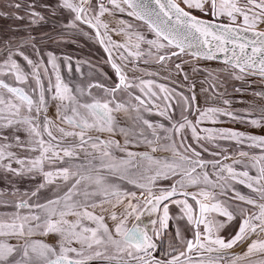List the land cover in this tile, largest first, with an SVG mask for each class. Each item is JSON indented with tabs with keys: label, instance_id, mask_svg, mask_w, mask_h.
<instances>
[{
	"label": "snow or ice",
	"instance_id": "snow-or-ice-1",
	"mask_svg": "<svg viewBox=\"0 0 264 264\" xmlns=\"http://www.w3.org/2000/svg\"><path fill=\"white\" fill-rule=\"evenodd\" d=\"M22 7L24 15L0 11V17L27 19L29 28L50 23L53 31L63 30L60 36L71 30L83 32V26L95 30L116 80L112 86H70L51 52L46 63L26 54L28 47L40 54L30 30L0 46V170L42 178L34 191L25 194L28 199L12 205L3 202L13 211L0 213V264H264V137L201 127L218 123L220 116L233 121L243 117L227 108L200 107L195 93L180 96L176 118L171 103L174 90L154 80L129 77L126 71H141L140 61L163 65L181 54L213 60L222 52L225 72L232 78L264 79V29L260 28L264 0L9 4L10 9ZM106 14L116 21L115 27L103 19ZM118 14L142 22L154 38ZM58 16L60 20L55 19ZM113 33L123 36V42L113 40ZM49 65L55 84L49 78L45 87ZM175 67L181 70L180 64ZM68 68L71 71L70 63ZM209 76L214 81L211 95L230 105L232 101L223 99L224 93L216 88L224 81L211 72ZM93 87L102 89L103 95L94 96ZM254 95L264 98V93ZM50 107L55 118L48 115ZM145 113L168 123L153 121ZM193 113L195 119H189ZM262 122L264 115L248 120L256 127ZM189 134L196 146L188 142ZM220 140L248 141L261 153L239 151L236 155L248 157V163L239 159L225 163L232 157L217 143ZM203 153L214 158L206 159ZM238 185L249 192L243 193ZM42 190L50 194L40 202ZM33 197L37 199L32 201ZM145 215L149 220L142 224ZM237 246H246V251L230 252Z\"/></svg>",
	"mask_w": 264,
	"mask_h": 264
},
{
	"label": "rangeland",
	"instance_id": "rangeland-1",
	"mask_svg": "<svg viewBox=\"0 0 264 264\" xmlns=\"http://www.w3.org/2000/svg\"><path fill=\"white\" fill-rule=\"evenodd\" d=\"M2 2L4 1L0 0V7H3V6L5 7L6 5V9L0 8V11L2 12L15 11L19 15H24L25 10L23 7L19 10L14 9V8L10 9L9 4L30 3L31 0H12L10 1V3L7 2V4L5 5H3ZM46 2L54 5L56 3V0H46ZM3 18H5L7 22H12L13 20H15L20 25H26V26L25 28L23 27L20 28L18 26L17 29H19V31L16 29V31H14L13 33V30H12V33L10 32L8 36H4L5 33H3V31H0L1 32L0 33L1 34L0 35V46H3V42L10 39L9 37L11 36L10 34H18L16 36L17 38L15 37V35H13L12 38L19 40V38L26 36L28 31L30 30L31 34L35 36L36 39L39 40V42H37V47L40 49V54L37 55L35 53L34 54L31 53L33 51L32 49H30L31 47H28L25 49L26 54L30 55L31 58L33 59H43L44 55L46 56V59H48L47 53L51 52L53 55H55L58 58L57 62L60 65V75L65 83H68L70 86L74 84H79L86 89L85 84H88V85L90 84L89 82L87 83L88 79H90V82L92 80L94 84L98 80V78L101 76V75L99 76V73L101 71L97 66H103L106 62H105V59L102 58L103 55L101 54L99 55L98 53L96 54L95 49L98 47L95 44L94 37H92L93 36L92 31L87 26H83L84 28L83 32H80L77 30H71L68 34L60 36L58 35V33L63 30L60 28H57L55 31H53L52 25L50 23L42 24L41 25L42 27L38 26V27L29 28V25H27V23L29 24V21L27 19L16 20L10 16L3 17ZM55 19L60 20L61 17L58 16ZM67 19L68 17L64 16L63 22L66 23ZM103 19L106 22H109L111 27H115L114 19H112V17L106 14ZM136 25L139 26L140 24H136ZM260 28L264 29V25H260ZM84 32H87L88 35H85ZM114 37L117 38L119 42H123V36L116 35L113 33L112 34L113 40H115ZM62 44L63 46H61ZM64 44H66L67 46H64ZM58 53H60L61 55H58ZM64 53L65 55H63ZM80 55H81V58L79 57ZM65 57L70 58V60L65 62V59H64ZM113 58H116L115 53H114ZM17 59H19V57H17ZM182 59H184V56H180L179 58L172 57L171 60L166 61L165 64L167 65L171 64L175 67V65L178 64V61H181ZM117 61L120 62L119 60ZM21 62L23 63V61ZM78 62H79V71H77ZM69 63L71 64V71H69V68H68ZM137 66L139 67L141 71L133 72L130 70H126L128 72L129 77H133V76L141 77L140 73H143V72L145 73V71L156 72L160 75V77H162V80H160L161 83H165V85H170L169 83H171L173 88L180 89L182 90L181 92H183L184 90H187L188 97L192 96L193 93H195L196 95L195 103L200 107L216 106V107L227 108L228 110L234 112L237 115H240V114L247 115V113L250 112V109L252 107H255L260 112V115L258 114L259 117L261 115H264V112L261 111V109H264V98L254 95V93H264V80L263 79H256V78L245 76L243 79L237 80V79L232 78L228 73L225 72L226 67H223L220 65H211L209 63L199 64V62H194V63L187 62L186 65L181 64L182 76H183L182 80L184 83H187V84H184L183 82L178 80V77L174 73H171L170 71H168L169 68L165 69L164 66H160L157 64L146 65V66L137 65ZM128 67L129 69H131L132 65L129 64ZM48 68H49V76L44 77L45 87H47L48 85L49 78L51 79L52 84L53 85L55 84V73L52 72L50 65L48 66ZM194 68L196 69V71H193ZM86 72L88 73L87 76L85 75ZM110 72L113 75V72L111 70ZM209 72L217 75L221 81H224L223 87H221L220 84L217 83L216 88L219 90V92L224 93L223 99H228L232 101L230 105H224L222 102V99L215 98L211 95L212 90L210 88V84L214 83V81H213L212 76H209ZM228 72H231V70L228 69ZM185 75H187V79H185ZM146 76L147 75L144 74L142 78H145ZM164 78L166 79V81ZM145 79H148V78H145ZM167 79L169 83L167 82ZM108 80H109L107 81L108 84H103V85L112 86L114 80H111V79H108ZM31 83L32 82L30 81V84ZM181 84H184L186 88L181 87ZM92 89H94V87ZM204 89H208V91H204ZM225 89H226V92H225ZM237 89H239V91H236ZM99 91L100 90L98 91L91 90L94 96L98 94L103 95V93H99ZM174 93L175 95L172 98H173V101L177 103V100L180 99L179 98L180 95L176 93L175 91ZM178 111H180L179 107L176 106V104H174V114ZM153 112H155L154 109H153ZM252 114L255 115L253 112ZM48 115L50 117L55 118L54 117V107L49 108ZM149 115L151 118L156 117V115L154 114H149ZM224 117H227V116H224ZM241 117H243V121L238 120L236 122L245 123V124L243 127L237 125L238 127L237 131L238 130L245 131V125H246L247 118L246 116H241ZM191 119H195V116L191 117ZM227 119L232 121V119L230 118H227ZM234 123L235 122H233L232 124L234 125ZM211 125L214 126V124L210 122H206L205 124L201 125V127L212 128L213 126ZM61 126L67 127L66 125H61ZM220 128L232 130L234 127L230 128L227 125H225ZM53 133L55 135H59L58 133L55 132L54 128H53ZM258 134L264 135V131H261ZM219 142L222 148H226L227 150L228 149L236 150L234 149L236 147H234L233 144L228 143L227 140H221ZM247 142L248 141H244L241 144L242 145L248 144L249 142L248 143ZM225 144L230 145V146H226ZM240 147L243 149L245 148L244 146H240ZM212 150L218 151L219 149H212ZM206 155L211 156L209 155V153H206ZM41 180L42 178L38 175L35 177L30 176V175L14 176L11 173H7L3 170H0V193H3V195H0V213L13 211V208L11 206L4 207L3 202L7 201L9 205H12L14 202L20 199H28V196L25 194H30L32 191H34L37 185L41 182ZM13 193H15V195H12ZM49 194H50V190L48 192H45L44 190H42L41 193L38 194L41 197L40 202H43V197ZM31 199L32 201H35L37 198L33 197ZM244 251H246V249L240 251L239 253H243Z\"/></svg>",
	"mask_w": 264,
	"mask_h": 264
},
{
	"label": "flooded vegetation",
	"instance_id": "flooded-vegetation-1",
	"mask_svg": "<svg viewBox=\"0 0 264 264\" xmlns=\"http://www.w3.org/2000/svg\"><path fill=\"white\" fill-rule=\"evenodd\" d=\"M118 17L119 18H121V19H127V20H130V21H132L131 19H130V17H128L126 14H118ZM128 17V18H127ZM113 19V18H112ZM135 25L136 24H138V23H136L135 21H132ZM114 23H115V25H116V21L114 20ZM139 28H140V30H142V32L149 38V39H151L152 37H150V34L149 33H147V32H145V30L143 29V27H141L140 25L138 26ZM93 33H94V30L93 29H90ZM101 32H103V30L101 29ZM116 37V36H115ZM114 37V38H115ZM117 41H118V39L117 38H115ZM119 42V41H118ZM61 46H63V44L61 45ZM64 46H67L66 44H64ZM97 46V45H96ZM143 47H146V46H143ZM95 52H96V54L98 53L99 55L101 54V55H103V53L101 52V50L99 49V48H96L95 49ZM58 55H61L60 53H58ZM63 55H65V53L63 54ZM86 56V55H85ZM96 56V55H95ZM80 58H81V55L79 56ZM97 57V56H96ZM102 57V56H101ZM102 58H104L105 59V62L107 63V60H106V58H105V56L103 55V57ZM43 59H44V61L45 62H47V59H46V56L44 55L43 56ZM90 59H92V58H90ZM92 60H94V59H92ZM118 62V61H117ZM106 63L103 65V66H97L99 69H100V73H99V78H98V80L96 81V82H98V83H100V84H108V82L107 81H109L108 79H111V80H116V77H115V74H114V71H113V69L111 68V66H110V64H108L107 63V65H106ZM119 63V62H118ZM178 63H180V62H178ZM154 65V64H157L158 65V63H155V62H150V63H148V64H144L142 61H140V62H138V65L139 66H146V65ZM165 65H167V64H163V65H160V66H164V68L165 69H168L169 68V70L168 71H170L171 73H174L177 77H178V80L179 81H181V82H183V76H182V69L181 70H177L176 69V67H174L173 65H171V64H168L167 66H165ZM113 72V75H112V73L110 72V70ZM104 70V71H103ZM180 72H181V74H180ZM128 73V72H127ZM153 73H156V72H153ZM141 74V77L142 76H144V72L143 73H140ZM115 78V79H114ZM145 78H148V79H145ZM145 78H143V79H145V80H154L155 82H156V84H163V85H165V83H161L160 82V80H162V77H160V75L157 73V75H153V76H146ZM165 79V78H164ZM165 81H166V79H165ZM167 82H168V79H167ZM178 82V81H177ZM169 83V82H168ZM184 83V82H183ZM170 85H165L168 89H170V90H174L176 93H178L180 96L181 95H183V96H187V94H188V91L187 90H184L183 92H181L182 90H180V89H177V88H173V86H172V84L171 83H169ZM184 84H187V83H184ZM184 84H181V87H184V88H186V86L184 85ZM154 91H157L158 93H159V90L158 89H156L155 87H154V89H153ZM138 91V90H137ZM100 92L101 93H103L102 92V89H100ZM159 95H163V93H159ZM102 96V95H101ZM188 97V96H187ZM180 98V97H179ZM145 99H147V97H145ZM178 101V100H177ZM156 103H159L160 105L162 104V106H163V103L164 102H162V101H156ZM171 103L174 105V104H177L175 101H173V98H171ZM161 106V107H162ZM155 110V109H154ZM156 111V110H155ZM258 111V109L257 108H255V107H252L251 109H250V112H253V113H256ZM252 118H256V117H253L254 115H250ZM190 118H191V115H190ZM219 127H220V122H219V124H217ZM233 130H235V131H237L236 130V128H234ZM239 132H242V133H244L245 135H255V136H261V137H264V135H259L258 133H260L261 131H264V122H262V124H261V126L260 127H256V126H253V125H251L250 123H248V120L246 121V125H245V131H241V130H238ZM231 142V144H233L234 145V147H240V146H244L246 149H248V151L249 152H251V150L252 149H256V147H249L248 145H249V143L248 144H245V145H242V144H237L235 141H230ZM217 143L220 145V142L219 141H217ZM233 145H231V146H233Z\"/></svg>",
	"mask_w": 264,
	"mask_h": 264
},
{
	"label": "water",
	"instance_id": "water-1",
	"mask_svg": "<svg viewBox=\"0 0 264 264\" xmlns=\"http://www.w3.org/2000/svg\"><path fill=\"white\" fill-rule=\"evenodd\" d=\"M131 20H132V18H130ZM136 23H138V24H140V26L141 27H143V29L145 30V32H147V33H149L150 34V37H152V38H154L153 37V34L152 33H150V32H148V30H147V28H146V26H144L143 24H142V22H139V21H135ZM93 33V32H92ZM248 35H251L250 33L248 34ZM92 37H94V41H95V44L97 45V47L101 50V52L103 53V55L105 56V58H106V60H108V53H106L105 52V50H104V46H102L99 42H98V40H97V38L95 37V30H94V33H93V36ZM116 40V39H115ZM117 41V40H116ZM228 47L229 48H231V45H228ZM228 55L230 56L231 55V53L229 52L228 53ZM181 56H184V59H182L181 61H178V62H180V63H178V64H184V65H186L187 64V62H190V63H194V62H199V64H206V63H209V64H211V65H220V66H223V67H227L225 64H224V58H225V54L224 53H217L216 54V59H213V60H206V59H202V58H199V59H197V58H193L190 54H181ZM176 58V57H175ZM152 63V62H151ZM109 64V63H108ZM151 65V64H150ZM158 65H162V64H160V63H158ZM229 70H231V69H229ZM114 71V70H113ZM87 72L85 73V75L87 76ZM115 74V73H114ZM246 76H248V77H251V78H256V79H262L261 77H259V76H252V75H246ZM81 79V78H80ZM264 80V79H263ZM78 82V81H77ZM90 83V84H93V81L91 80V82H90V79H88V81H87V83ZM96 83H98V82H95L94 84H96ZM75 85V84H74ZM85 87H86V89H87V87H88V84H85ZM91 90H96V91H98V90H100V89H98V88H95L94 87V89H91ZM99 93H101L100 91H99ZM97 97H100L101 96V94H98V95H96ZM187 96H188V94H187ZM161 106H162V104H161ZM163 107V106H162ZM179 112V111H178ZM178 112H176L174 115L177 117L179 114H178ZM248 113H250V112H248ZM255 115L253 116V117H256V118H259V116H258V114L260 115V112L259 111H257L256 113H254ZM121 115H123V114H121ZM145 115H146V117L147 118H149L150 117V115L148 114V113H145ZM237 115V114H236ZM241 116H246V121L247 120H250V119H256V118H252L251 116H249V115H246V114H240ZM240 115H237V116H240ZM251 115H253L252 114V112H251ZM240 116V117H241ZM121 117H123V116H121ZM221 117V118H220ZM219 117V122H220V127H222V126H225V125H227L228 127H230V128H236V130H237V125L238 126H241V127H243L244 126V124L245 123H239V122H236V121H238V120H236V121H231V120H228L227 118H229V117H224V116H220ZM151 118V117H150ZM152 119H156L157 121H159V122H162V123H165L166 125H167V121H165V120H163V118L162 117H159V116H157L156 115V117L155 118H152ZM231 119V118H230ZM229 122V123H228ZM231 122V123H230ZM233 122H235L234 123V125L232 124ZM217 124H219V123H216V124H214V126L213 125H211V126H213L212 128H220ZM233 128V129H234ZM232 129V130H233ZM94 135H95V133H94ZM46 139H47V137H45ZM117 139H120V137L119 136H117L116 137ZM221 141V140H220ZM228 143H230L231 144V142L230 141H227ZM226 146H230V145H227V144H225ZM139 151H145V150H147V149H145V148H140V149H138ZM256 150V151H255ZM252 151H255V152H253V153H257V152H261V149H259V148H256V149H253ZM154 155H157V156H162V155H167L166 153H155ZM239 157V156H238ZM215 158H218V159H222L221 157H215ZM148 220H149V217L147 216V215H145L144 217H142L141 218V223L142 224H147L148 223ZM131 223H132V221H131ZM131 223L129 224V226H131ZM149 227H151L150 225H148ZM245 247H240V246H237V247H235L234 249H232V250H230V252H232V253H239L241 250H243Z\"/></svg>",
	"mask_w": 264,
	"mask_h": 264
},
{
	"label": "crops",
	"instance_id": "crops-1",
	"mask_svg": "<svg viewBox=\"0 0 264 264\" xmlns=\"http://www.w3.org/2000/svg\"><path fill=\"white\" fill-rule=\"evenodd\" d=\"M178 114H179V112H178ZM121 116H123V115H121ZM120 116V119H121V121L123 122V120H124V117H121ZM193 116H195V113H193L192 115H191V117H193ZM176 117V116H175ZM176 118H179V115L176 117ZM189 118H190V116H189ZM149 119H151V120H153V121H157L156 119H152V118H150L149 117ZM191 119V118H190ZM194 120V119H193ZM188 142L189 143H192L194 146H196L195 145V142L194 141H192L191 140V138H190V134H189V139H188ZM234 149H236V150H229L228 149V152H227V154L229 155V156H231L232 157V159H230V160H227V161H224L225 163H232V160L233 159H239V160H242L244 163H248L249 162V160H248V157H238V155H236V153H238L239 151H245V152H249L248 151V149H246V148H241V147H236V148H234ZM197 150H200L199 148L197 149ZM253 150V149H252ZM251 150V152H249L250 154H259V153H261V152H257V153H253V152H255V151H252ZM167 154V153H166ZM168 155V154H167ZM203 156L206 158V159H213L214 157H212V156H207L206 155V153H203ZM221 158L223 159V157L221 156ZM236 167L239 169L241 166L240 165H236ZM252 174H255L254 173V171H253V173ZM161 184H163V185H167L169 182L168 181H161L160 182ZM238 187H239V189L243 192V193H248L249 192V190L247 189V188H245L244 186H242V185H238ZM171 211L173 212V213H175L176 211H177V209L174 207V206H171ZM131 223V221H129V224ZM244 249H246V246H245V248ZM243 249V250H244ZM242 251V250H241ZM259 257H257V256H253V258L252 259H258Z\"/></svg>",
	"mask_w": 264,
	"mask_h": 264
},
{
	"label": "trees",
	"instance_id": "trees-1",
	"mask_svg": "<svg viewBox=\"0 0 264 264\" xmlns=\"http://www.w3.org/2000/svg\"><path fill=\"white\" fill-rule=\"evenodd\" d=\"M2 1H4V2H2L3 3V5H5V4H7V2H9L10 3V1H12V0H2ZM0 8H3V9H6V5H5V7L3 6V7H0ZM27 25H29L28 23H27ZM20 27V28H25V26L26 25H20L19 23H17V21H15V20H13L12 22H7L6 21V19L5 18H3V17H0V31H3V33H5L4 34V36H8L9 35V33L11 32L12 33V30H13V33H14V31H16V29H17V27ZM40 27H42L41 25H40ZM18 31H19V29H17ZM22 30V29H21ZM1 33V32H0ZM1 35V34H0ZM11 36H9L10 37V39L13 37V35H15V37L18 35V34H10ZM17 38V37H16ZM37 42H39V40L37 39ZM31 49V48H30ZM31 53H33L34 54V52L32 51Z\"/></svg>",
	"mask_w": 264,
	"mask_h": 264
}]
</instances>
